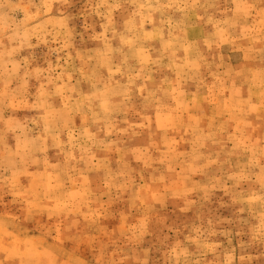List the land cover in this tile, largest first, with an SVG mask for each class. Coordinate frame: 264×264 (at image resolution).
<instances>
[{
	"label": "rangeland",
	"instance_id": "rangeland-1",
	"mask_svg": "<svg viewBox=\"0 0 264 264\" xmlns=\"http://www.w3.org/2000/svg\"><path fill=\"white\" fill-rule=\"evenodd\" d=\"M0 264H264V0H0Z\"/></svg>",
	"mask_w": 264,
	"mask_h": 264
}]
</instances>
